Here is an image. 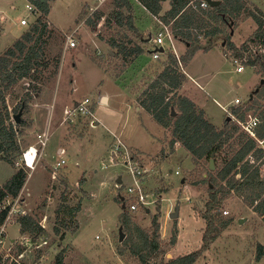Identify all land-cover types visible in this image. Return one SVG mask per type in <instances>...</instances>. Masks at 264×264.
Returning a JSON list of instances; mask_svg holds the SVG:
<instances>
[{
  "label": "rangeland",
  "instance_id": "1",
  "mask_svg": "<svg viewBox=\"0 0 264 264\" xmlns=\"http://www.w3.org/2000/svg\"><path fill=\"white\" fill-rule=\"evenodd\" d=\"M244 1L251 8L258 7L264 12V0ZM133 4L135 25L143 37L150 38L162 23L135 1ZM28 5L31 3L27 0H0V56L36 21L38 16ZM97 5V0L51 2L52 37L46 59L52 61L60 57L57 72L50 62L42 83L24 80L8 97L12 112L25 97L29 100L22 114L27 126L20 128L22 135L18 136L21 152L15 159L16 167L25 169L29 175L18 198L24 214L38 222L44 232L37 239L29 233L22 234L19 221L24 215H16L15 224L7 228L6 244L0 248V264H55L62 249L65 250L64 264H138L128 250L120 254L124 249L120 242L123 203L118 198L125 199L127 209L130 201L126 192L133 177L122 157L112 158L117 138L128 147L134 160L148 169L143 179L144 188L157 200L146 207L149 212L140 209L131 213L133 222L149 230L160 203L163 244L170 242L176 231V243L165 253L166 261L200 252L194 264H264L263 218L236 193L227 195L218 208L219 214L230 220L229 226L208 249L200 251L206 228L205 204L209 200V187H214L208 174L216 175L218 164L214 160L215 170L210 169L211 159L195 164L181 144H176L173 151L171 132L154 122L139 104L143 90L168 64L166 55L154 59L152 53H146L127 72L115 77L120 62L110 58V48L99 35L119 31L117 27H105V18L112 11V0L98 8ZM168 9L166 2L163 12ZM95 12L104 16L94 29L85 20L94 19ZM22 19H27L28 25H21ZM256 28L252 18L242 21L234 30V43L241 46ZM122 30L129 31L126 27ZM73 31H77L76 47L66 50V36ZM128 34L136 35L135 32ZM173 41L174 47L167 44L166 48L172 49L177 56L185 54L187 46L174 38ZM224 47L219 40L212 50L199 51L188 66L182 68L187 81L179 91L202 108L218 128L224 127L227 117L233 120L235 100L247 102L262 82L256 70L237 63L224 53ZM93 57L102 67L93 62ZM239 64L244 66L242 72L237 71ZM86 98L91 101L92 115L74 111ZM254 99L257 104L246 113L245 122L250 116L258 117L264 108V97L255 96ZM48 130L51 134L43 154L34 169H30L23 163L22 153L31 146L37 147L39 136L44 138ZM59 148L66 151L63 155L66 164L54 177ZM176 171L180 174H175ZM15 172L16 168L0 157V184L9 181ZM159 191H162L160 201ZM63 196L67 198L64 204L71 207L80 204L81 210L76 215L77 228L63 229L65 238L61 240L54 228ZM176 208H179L178 218L171 219ZM241 219L245 221L240 223ZM123 233L127 237L128 232L123 229Z\"/></svg>",
  "mask_w": 264,
  "mask_h": 264
},
{
  "label": "trees",
  "instance_id": "2",
  "mask_svg": "<svg viewBox=\"0 0 264 264\" xmlns=\"http://www.w3.org/2000/svg\"><path fill=\"white\" fill-rule=\"evenodd\" d=\"M27 1L37 9L38 17L0 56V157L16 168L9 181L0 184V223L4 222L9 210L1 209L3 202L7 198L19 197L29 175L25 169L17 168L15 163L21 152L18 136L22 135V132L19 130L27 126L26 120L22 119L21 123L17 124L13 119L23 105L24 108L25 105L28 106L29 100L25 97L12 116L8 97L24 80L42 83L48 64L53 62L57 72L60 62V57H55L52 61L46 59L52 37L49 14L53 0ZM134 1L152 17L168 26L175 40L187 46L182 56H177L172 49L165 48L162 55H166L168 64L143 90L139 104L154 122L171 132L170 146L173 151L176 144H181L195 164L212 158L218 164L216 175L212 172L208 174L214 187H209V200L205 204L203 214L206 228L203 247L200 250L202 252L208 249L230 224V220L224 219L218 212L227 195L238 194L264 221V178L259 171V164L264 161V149L239 124L245 122L243 120L246 113L257 104L254 97H264V12L258 7L251 8L244 0H217L220 1L219 5H209L207 8L201 6L203 0H112V11L105 18V27H117L119 31L115 34L99 35L110 48V58L120 62L116 78L127 72L142 55L154 51L150 38L143 37L135 25ZM166 2L169 3V9L163 12V4ZM84 14L81 13L80 20ZM94 14L95 18L89 17L85 23L95 29L104 15L101 12ZM248 18L254 20L257 28L246 42L238 46L233 41L234 30ZM125 27L129 31L122 30ZM128 32H135V37ZM136 38L139 39L138 42ZM219 40L225 46L226 55L246 67L253 68L262 77V82L251 94L252 97L247 102L233 106L234 118L228 121L227 117L223 128H218L193 100L179 93L187 81V75L182 68L187 67L199 51L212 50ZM251 46L255 48L250 49ZM92 60L102 65L96 57ZM34 88L40 89L39 86ZM172 110L175 111V116H172ZM258 118L260 123L255 127V133L258 139H264V108L260 110ZM161 192L158 193L159 201L162 198ZM63 199L57 209V225L54 228L61 240L65 238L63 229L69 226L77 228L76 215L81 210L80 204L71 207L64 204L67 198L63 196ZM118 201L125 205L124 198H118ZM157 206L158 211L152 218L149 230L136 225L130 216L133 212L123 208L120 224L122 231L126 230L128 235L123 241L124 249H121L120 254L128 250L129 254L138 260V264H194L200 252L167 261L164 259L165 253L175 246L176 231L170 242L163 244L159 222L160 203ZM19 222L22 234L29 233L33 239H37L44 232V228L28 215L22 217ZM64 260L65 250L62 249L56 256L55 264H64Z\"/></svg>",
  "mask_w": 264,
  "mask_h": 264
},
{
  "label": "built area",
  "instance_id": "3",
  "mask_svg": "<svg viewBox=\"0 0 264 264\" xmlns=\"http://www.w3.org/2000/svg\"><path fill=\"white\" fill-rule=\"evenodd\" d=\"M98 5L97 8L102 6L104 3H106L109 0H97ZM201 6L204 8H207L209 6L208 2L206 0H203L201 3ZM30 11H32L35 15H37V9L31 4L27 6ZM29 21L27 19L21 20V25L25 26L28 25ZM76 32L73 31L70 34H67L66 36V47L65 49L74 48L76 47L77 41H76ZM150 42L154 45V51L152 53V56L154 59L160 58L162 54L165 52V48L167 44L172 45L174 47V41H173V35L171 30L168 26L161 24L160 29L155 33V35L150 37ZM168 42V43H167ZM163 48L164 52H161L160 49ZM238 63V61H236ZM244 70V66L242 64H239L237 67L238 72H242ZM241 103V101L236 100L235 105ZM75 112H79L82 115H92L91 111V101L90 99L86 98L84 101L80 102L77 107L74 109ZM229 112V110H227ZM71 114V113H70ZM260 123V119L257 116H250V120H247L246 122H239L242 129L248 133L253 139H255L258 142V145L264 149V139H258L255 133V127ZM50 131H47L46 136L43 138V136H39V144L38 146H31L27 150H25L22 153V161L23 163L30 169H33L32 166L29 165L30 157L33 155L32 158V164H36L38 158L43 154V151L47 145V140L50 136ZM117 138V137H116ZM34 150V152H33ZM66 151L65 149H60L59 152V160L55 163L53 167V176L55 177L56 172L60 170L65 164L66 161L63 157L65 155ZM113 159L116 160L120 157L124 159V163L129 168V172L133 177V183L127 187V199L130 201L127 208L135 213L138 210H145L147 206H150L151 204L157 202L156 199H154L155 195L152 193H149L145 190L144 186V175L149 173L147 168H144L143 165L138 164L134 158L131 156L130 151L128 147L117 138V141L114 143L112 151ZM112 161V159H111ZM259 171L261 174V177L264 178V161L259 164ZM175 174H180L179 171H176ZM119 186V185H118ZM187 200L189 201L190 198L188 197ZM7 216L3 223H0V248H3L6 244V239L8 238V232L7 228L9 225L15 224L14 218L16 215H24L23 210L21 209V206L19 204V198L11 199L7 198L2 206L1 209L6 210L8 209ZM147 210V209H146ZM23 217V216H22Z\"/></svg>",
  "mask_w": 264,
  "mask_h": 264
},
{
  "label": "water",
  "instance_id": "4",
  "mask_svg": "<svg viewBox=\"0 0 264 264\" xmlns=\"http://www.w3.org/2000/svg\"><path fill=\"white\" fill-rule=\"evenodd\" d=\"M44 1V0H42ZM206 2H208V4L210 6H217L220 4V1H217V0H206ZM161 52H164V49L161 48L160 49ZM252 97V95L250 96V98ZM103 100H106V98L104 97ZM23 111H24V105L22 106V108L19 110V112L17 114L14 115L13 119L15 121V123L19 124L21 123L22 121V114H23ZM176 113L174 110H172V116H175ZM232 119L231 116H229L227 118L228 121H230ZM210 169L211 170H215V165H214V159L212 158L211 159V162H210ZM126 206L123 205V208H125ZM147 212H149V210H147ZM178 215H179V208H176L175 212H173L171 215H170V218L171 219H177L178 218ZM245 221V219H241L239 222L240 223H243ZM125 239V234L123 233L122 229H120V242H123V240Z\"/></svg>",
  "mask_w": 264,
  "mask_h": 264
},
{
  "label": "bare ground",
  "instance_id": "5",
  "mask_svg": "<svg viewBox=\"0 0 264 264\" xmlns=\"http://www.w3.org/2000/svg\"><path fill=\"white\" fill-rule=\"evenodd\" d=\"M33 152H34V150H33ZM32 158H33V155L30 157L29 165L32 166V168L34 169L35 163L32 164Z\"/></svg>",
  "mask_w": 264,
  "mask_h": 264
},
{
  "label": "crops",
  "instance_id": "6",
  "mask_svg": "<svg viewBox=\"0 0 264 264\" xmlns=\"http://www.w3.org/2000/svg\"><path fill=\"white\" fill-rule=\"evenodd\" d=\"M186 69H187V68H186ZM185 72H186V70H185ZM250 96H251V95H250ZM105 98H106V97H105ZM236 100H238V99H236ZM236 100H235V102H236ZM233 106H235V104H234ZM225 109L228 110L227 107H225ZM60 149H61V148L58 149V152H60ZM63 149H64V148H63Z\"/></svg>",
  "mask_w": 264,
  "mask_h": 264
}]
</instances>
